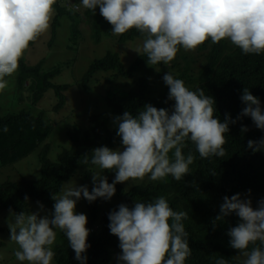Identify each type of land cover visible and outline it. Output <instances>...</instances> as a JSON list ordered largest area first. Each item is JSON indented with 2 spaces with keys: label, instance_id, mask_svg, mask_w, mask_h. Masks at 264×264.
<instances>
[{
  "label": "clouds",
  "instance_id": "1",
  "mask_svg": "<svg viewBox=\"0 0 264 264\" xmlns=\"http://www.w3.org/2000/svg\"><path fill=\"white\" fill-rule=\"evenodd\" d=\"M62 3L68 12L80 15L79 30L83 33L77 56L71 52V58L76 60L72 69H66L55 79L69 110L92 103V107H100L98 114L103 112L106 104L96 101L105 93L104 82L98 83L92 95L83 78L92 66L103 69L114 66L118 62H113L116 57L127 69L143 56H147L149 69L160 63L178 64L179 69L171 68L165 73L160 86L165 102L173 104L170 110L163 108L164 104L157 108L149 103L136 115L128 111L121 115L120 110L119 114L111 115L109 129H117L122 148L102 146L92 150L91 165L103 171L92 172L91 190L87 185L62 189V194H53V210L45 214H41L44 205L39 202L40 212L17 213L9 209L10 240L18 245L14 256L27 264H53L57 231L67 237L75 259L87 264L91 230L87 227V215L77 211L79 200L110 201L116 194V185L129 181L150 183L147 180L165 181L168 176L181 181L190 174V165L195 160L191 152L184 153L187 142L196 146L201 158H223L230 125L244 116L264 130V107L248 88L241 95L245 107L237 119L228 114L221 121L216 116V101L205 93L237 83L228 81L209 89L204 78L211 62L201 58L198 48L209 40L212 44L229 40L244 54L264 53V0H63ZM56 4L57 0H0V93L11 92L5 77L17 75L26 52L27 59L33 61L29 52L35 42L43 43L41 36L51 27ZM97 8L111 25L99 18L109 30L95 38L93 23L98 16H91L89 10L95 14ZM132 29L145 38L130 42L124 51L116 39ZM137 45L141 49L133 57ZM95 73L100 74L99 79L107 74ZM95 79L99 80L96 76ZM117 79L110 84L112 88L121 82ZM29 95L24 92L25 99ZM241 131L247 132L248 128L242 126ZM247 146L254 153L264 151V138L249 140ZM85 163L89 161L85 159ZM106 171H114V179L113 174L104 175ZM109 179L113 182L109 183ZM28 199L26 196L25 200ZM232 214L240 222L227 232L230 247L246 257L243 264H264V199L254 207L250 189L244 194L224 196L213 224ZM187 218L186 212L174 211L163 196L148 202L136 201L132 207L120 204L108 216L110 232L119 238L122 250L117 257L119 264H186L192 254L189 233L183 224ZM215 264L229 262L219 257Z\"/></svg>",
  "mask_w": 264,
  "mask_h": 264
},
{
  "label": "trees",
  "instance_id": "2",
  "mask_svg": "<svg viewBox=\"0 0 264 264\" xmlns=\"http://www.w3.org/2000/svg\"><path fill=\"white\" fill-rule=\"evenodd\" d=\"M62 1L57 0L54 6L56 14L51 24V36L41 46V53L30 55L32 61L27 59L26 52L20 61L17 75L15 73L13 77H5L12 87L11 92L0 93V103L3 100L10 103L7 114L3 113L4 108L0 104L1 167L16 165L35 153L40 162V176L37 180L0 183V214L9 212V209L17 213H31V205L38 202L53 208V194H62V189L67 188L79 174L89 178L92 172H102L98 166L90 163L92 150L102 146L113 150L122 148L117 129H109L112 114H119L120 110L121 115L125 111L136 115L149 103L157 108L164 104L163 108L169 110L173 106L171 102H165L160 86L164 74L171 71V68L179 69V65L160 63L149 69L147 56H143L130 69L116 57L113 62H118L114 66L106 69L92 66L90 72L86 73L83 84L92 95L97 91L98 83L101 85L100 82H104L105 93L96 101L106 104L102 113L98 114L100 107H92V103L70 108L72 110L66 108L62 89L56 87L55 79L66 69H72L76 60L71 55L75 52L77 56L79 38H82L83 33L79 30L80 15L68 12ZM89 13L93 17L98 16L93 23V34L95 38L100 37L104 30H109L100 19L106 20L100 15L99 8L95 14L91 10ZM65 22H69L70 32L65 47L67 59L50 63V52L56 47ZM140 38H145V35L132 29L116 39V42L122 50L127 51L128 44ZM35 48L31 53L37 50ZM198 48L202 52L201 58L211 62L207 79L204 78L208 81L209 89L215 84L218 86L228 81L236 80L237 83L229 88L205 93L214 97L216 116L221 121L228 114L232 119L240 116L245 107L241 100L245 88L259 97L264 107V53L244 54L229 40H222L218 44H212L209 40ZM37 56L39 58L35 61ZM104 71L106 76L99 79L100 74L95 72H103L104 75ZM115 78L121 82H116L112 88L110 84ZM27 82L30 83L28 87L25 86ZM25 91L30 94L26 99ZM5 126L7 131H4ZM242 126H246L248 131L242 132ZM227 134L224 146L226 155L223 158H201L196 146L187 142L184 153L187 155L191 152L195 160L190 165V174L181 181L171 176L165 181L147 180L150 183L145 180L129 181L116 185V194L110 201L98 198L89 203L86 200L89 213L87 227L91 230L88 238L90 247L86 252L87 264H119L117 257L122 250L119 238L111 234L109 229L108 216L111 211L122 203L132 207L136 201L148 202L159 196L165 197L174 211L188 214L183 224L189 233L192 254L186 264H215L219 257L226 259L229 264H243L245 257L230 247V237L227 235L228 230L240 222L239 217L232 214L216 225L213 220L219 214L224 196L244 194L250 189L254 207L257 201L264 199V151L254 153L247 146L249 140L264 138V130L256 128L252 119L244 116L230 125ZM57 138L62 139V143H56ZM85 159L89 163L86 164ZM111 174L114 179V171L104 173L106 176ZM113 179H109V183ZM26 196L28 200H25ZM3 231L0 228V233ZM54 252L55 264H80L63 232Z\"/></svg>",
  "mask_w": 264,
  "mask_h": 264
},
{
  "label": "rangeland",
  "instance_id": "3",
  "mask_svg": "<svg viewBox=\"0 0 264 264\" xmlns=\"http://www.w3.org/2000/svg\"><path fill=\"white\" fill-rule=\"evenodd\" d=\"M69 22H65L63 24V28L60 30V34L58 37V40L56 42V47L53 48V51H51L50 56L52 57V60L50 63L60 61L61 59H65L68 54L66 52V45L67 41L69 38ZM51 35V27L50 29L41 36V41L43 42L42 44L40 42H35L34 46L37 47V50H34L32 53L33 56L38 55L41 53V46L44 44L45 41H49ZM134 50V55L138 54L137 50L141 49L140 45H137ZM29 50V49H28ZM27 50V51H28ZM31 52H29L30 54ZM143 53V52H142ZM140 55V54H139ZM70 56V55H69ZM83 56V54H82ZM39 56L36 57L35 61H37ZM84 62H88L87 58L83 59ZM129 61H132L129 58ZM78 72H82L81 68L77 69ZM84 70V66H83ZM58 82H60V78H58ZM6 100L1 101L0 104H2V107L4 108L5 114L9 113L8 106L10 107V103H6ZM56 126V125H55ZM58 127V126H57ZM58 129V128H56ZM55 129V130H56ZM63 135V134H62ZM56 143H62V139L57 138L55 140ZM40 176V162L38 156L35 154L31 155L27 159L23 160L22 162L13 165V166H8L2 168L0 165V183H4L6 181H19L22 179H28V180H37ZM88 182V183H87ZM77 185H87L89 187V190L93 187L92 183V174L89 176V178H85L83 174H79L74 180H72L68 185L67 188L69 187H76ZM65 188V189H67ZM252 199V198H251ZM254 206V204H253ZM53 208H48L44 206V212L41 214H45L47 212L52 211ZM40 212L39 204L33 203L31 205V212ZM77 211L79 213H84L88 217L89 221V213H88V208L86 204V199H81L77 203ZM10 213L9 212H4L0 214V228H3V232L0 233V242L2 246L0 247V264H27V262H19L16 260L14 253L15 251L18 250V245L10 240V229L8 227V219H9ZM61 239V231H57V239L56 242L53 246V250L56 247L57 244L60 243ZM246 259V257H245ZM53 264H55V261H53Z\"/></svg>",
  "mask_w": 264,
  "mask_h": 264
}]
</instances>
